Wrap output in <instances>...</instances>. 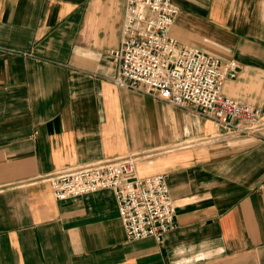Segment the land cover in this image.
Returning a JSON list of instances; mask_svg holds the SVG:
<instances>
[{"label": "crops", "instance_id": "obj_1", "mask_svg": "<svg viewBox=\"0 0 264 264\" xmlns=\"http://www.w3.org/2000/svg\"><path fill=\"white\" fill-rule=\"evenodd\" d=\"M125 0H0V264H264V0H172L169 34L223 62L254 135L115 84ZM165 174L175 228L129 240L114 193L47 177L123 156Z\"/></svg>", "mask_w": 264, "mask_h": 264}, {"label": "built area", "instance_id": "obj_2", "mask_svg": "<svg viewBox=\"0 0 264 264\" xmlns=\"http://www.w3.org/2000/svg\"><path fill=\"white\" fill-rule=\"evenodd\" d=\"M177 12L172 0H125L119 44L111 50L115 84L198 111L217 124L218 137L254 135L262 126L260 110L222 91L224 81L237 75L236 61L178 44L169 34ZM47 180L57 199L111 189L129 240L160 242L176 226L165 174L136 176L133 156L63 170Z\"/></svg>", "mask_w": 264, "mask_h": 264}]
</instances>
